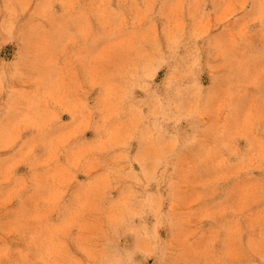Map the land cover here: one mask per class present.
<instances>
[{
  "label": "rangeland",
  "instance_id": "obj_1",
  "mask_svg": "<svg viewBox=\"0 0 264 264\" xmlns=\"http://www.w3.org/2000/svg\"><path fill=\"white\" fill-rule=\"evenodd\" d=\"M0 264H264V0H0Z\"/></svg>",
  "mask_w": 264,
  "mask_h": 264
}]
</instances>
